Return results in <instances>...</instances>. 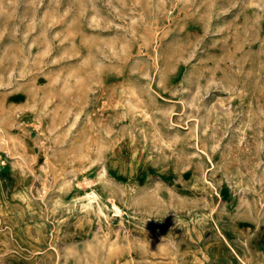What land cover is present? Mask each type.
I'll return each mask as SVG.
<instances>
[{"label":"rangeland","instance_id":"obj_1","mask_svg":"<svg viewBox=\"0 0 264 264\" xmlns=\"http://www.w3.org/2000/svg\"><path fill=\"white\" fill-rule=\"evenodd\" d=\"M0 264H264V0H0Z\"/></svg>","mask_w":264,"mask_h":264},{"label":"bare ground","instance_id":"obj_2","mask_svg":"<svg viewBox=\"0 0 264 264\" xmlns=\"http://www.w3.org/2000/svg\"><path fill=\"white\" fill-rule=\"evenodd\" d=\"M124 101V100H123ZM126 101V100H125Z\"/></svg>","mask_w":264,"mask_h":264}]
</instances>
